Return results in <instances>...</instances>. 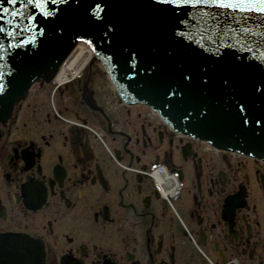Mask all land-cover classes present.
<instances>
[{
  "label": "flooded vegetation",
  "instance_id": "obj_1",
  "mask_svg": "<svg viewBox=\"0 0 264 264\" xmlns=\"http://www.w3.org/2000/svg\"><path fill=\"white\" fill-rule=\"evenodd\" d=\"M94 81L104 87L103 96L95 92L89 104L100 112L80 103L87 90L79 84V92L74 81L54 93V112L43 116L39 106L38 124L45 125L38 126L37 139L26 142L20 135L24 139L12 142L11 166L4 182L0 177V201H10L0 210V238L40 240L44 264H264V163L211 152L216 166L206 167L199 144L175 133L176 140L147 106L123 105L105 80ZM46 86L38 93L50 98ZM88 87L92 93L94 86ZM17 119L0 128L3 158ZM189 160L193 178L184 165ZM162 165L182 175L172 199L177 204L187 196L186 229L149 175ZM30 181L38 186L23 194ZM191 240L210 255L196 253Z\"/></svg>",
  "mask_w": 264,
  "mask_h": 264
},
{
  "label": "water",
  "instance_id": "obj_2",
  "mask_svg": "<svg viewBox=\"0 0 264 264\" xmlns=\"http://www.w3.org/2000/svg\"><path fill=\"white\" fill-rule=\"evenodd\" d=\"M80 41L127 102L264 161V16L183 0H0V121Z\"/></svg>",
  "mask_w": 264,
  "mask_h": 264
},
{
  "label": "bare ground",
  "instance_id": "obj_3",
  "mask_svg": "<svg viewBox=\"0 0 264 264\" xmlns=\"http://www.w3.org/2000/svg\"><path fill=\"white\" fill-rule=\"evenodd\" d=\"M103 79L107 82L108 86L112 89V93L114 92V95L116 99L120 101L121 104L131 106V105H144L148 107V111H150V115L154 118L159 120L160 122L164 123L163 125L170 126L168 122L162 117V115L155 109L151 104L149 103H129L127 102L119 93L118 89L116 88L107 68L104 63V61L100 60V58L96 55V51L94 48L87 42V41H80L77 42V44L73 47V49L70 51V53L67 55V57L63 60L61 66L59 67L56 75L50 79H40L39 81H35L31 87H29V90L26 94V96L21 97L20 102L18 103V106L16 107L15 111L12 114V117L15 116L16 112L18 111V108L23 104L27 103L30 98L34 97V93L36 94L39 89L44 85H50V89L52 90V94L56 92L65 91V89L69 88L72 84V82L80 80L78 82V89L79 92H82L83 87L80 88L79 84H83L87 91L84 92V98L81 100V104L88 105L89 107V101H92V98L95 97V92L99 94L100 96H103L102 88H104L102 85H100L99 81H94L96 78ZM87 78H89V84L94 88L92 89V93L89 91V84L87 81ZM77 89V90H78ZM72 92V91H71ZM78 92V95H79ZM70 92H65L64 95H69ZM54 99V97H53ZM52 99V100H53ZM54 101V100H53ZM72 101V100H71ZM95 101V100H94ZM75 102H77L75 100ZM78 103V102H77ZM78 103L79 105H81ZM95 111L100 112V109L98 107H91ZM8 119L7 121H0V128H5L9 125L11 122V119ZM171 130L174 133H177L178 135H183L182 132L176 130L172 126ZM170 129V128H167ZM99 133V131H97ZM190 140H192L196 145H204L207 148V151L212 153H229V154H236V155H244L243 153L239 151H230V150H222L220 148H217L214 146L212 142H210L207 139H202L199 137H189ZM82 147H85V144L82 145ZM185 150V149H184ZM186 154V153H185ZM186 156V155H184ZM248 156V155H245ZM253 159L259 160L264 163L263 160L248 156ZM150 177L153 178L155 182V186L158 190L161 191L162 196L164 198H171L176 196L178 190L176 189V186H180L179 179L181 180L182 175L178 174H171L168 171V168L162 166L155 167L151 173H149ZM170 180V184H169ZM33 187L38 186V182H29L21 188L23 194L25 192V189L27 187ZM175 188V189H174ZM38 189V188H37ZM177 190V192L175 191ZM35 200V199H34ZM41 204H43L44 199H41ZM38 203H39V197H38ZM33 207L36 209L38 208V205L35 203H32ZM30 206V205H29ZM16 244H20L21 247L14 246ZM12 248H15L14 250ZM16 249L20 250V254L17 255ZM3 251H5L3 253ZM45 251H44V245L43 242L40 240L35 241L31 238H28V236H18L11 234H6L2 238H0V264H44L45 259ZM22 254L24 256H22ZM16 257L12 261H9V258ZM25 258V263L24 259Z\"/></svg>",
  "mask_w": 264,
  "mask_h": 264
},
{
  "label": "rangeland",
  "instance_id": "obj_4",
  "mask_svg": "<svg viewBox=\"0 0 264 264\" xmlns=\"http://www.w3.org/2000/svg\"><path fill=\"white\" fill-rule=\"evenodd\" d=\"M47 87L50 88L49 86H46V88ZM33 96L34 97L30 98V100L26 104L23 103L18 108V111L16 112L15 116L12 117V119H15L19 115V120L17 119L14 122L13 136L10 139L8 137V141H7V143H5L6 146H8L9 156L3 158L4 156L0 152V177H1V180L3 178V182H4V179H5L4 177H5V173L7 171V167H10L11 166L10 165V161H11L12 155H11V148L10 147H11L12 142L14 143L16 140H22L20 138H23V137H21L20 135H23L24 136L25 139L24 138L23 139L26 142L28 140H30L31 138H33V140L37 139L38 138V129H41V128H38V126H41L43 128L44 125H45V123H43V124H40L39 123L38 124V109H39V106H42V107H40V111H41V113H42L43 116H47L46 113L49 112V111H51V112L53 111L54 112V110L57 107V101L58 100H54V101L52 100L53 97H54L53 94H50V98H49V94H47V91H42L41 93H38L37 92L36 94L34 93ZM55 96L58 97L59 95L58 94H55ZM50 116H52V113H50L48 117H50ZM47 124H49V123H47ZM50 127H51V129H53L54 124L51 125ZM168 127L171 129L170 126H168ZM15 130H17L16 133H15ZM35 133H36V135H35ZM176 134L173 133L172 135L177 140V135ZM180 137L181 138L184 137L186 141H188L187 139H189V136L188 135H184V134L183 135H180ZM184 145H186V143H184ZM198 147L206 152V153L199 152V157H202L204 166H206V167L208 165L216 166L215 165L216 164V161H217V159L215 158L216 155H214L211 152L207 151V148L204 145H200ZM211 159H213L214 162L213 163L206 164L207 162H211V161H209ZM184 165L187 167V171L189 172V174H191V177L193 178V172H191L192 171V168H193L192 161H190V160L189 161H184ZM218 166L219 165H217V167ZM112 174H114V173L112 172ZM112 176L115 178L114 175H112ZM196 177H200V176H198L196 174ZM187 178H188V176H187ZM170 183L171 182L169 180V184ZM189 187L191 189V186H189ZM175 191L177 192V190H175ZM159 192L161 193L160 190H159ZM185 193L188 194L189 193L188 190H186ZM186 198H187V196H184L183 200L179 201V203H177V204H175L174 198L172 199V197H171L169 199V201H170V204L169 205H170V210H171L172 215L173 214L175 215L176 220L178 222V225L181 226V227H185V229L188 228V226H189L188 225V222H189L188 214H187L186 210L184 209L185 207L188 208V203L185 202L186 201ZM9 202L10 201H9L8 197H1L0 210L2 208V211H3V209H4L3 207L6 204H9ZM176 212H179V213L180 212L181 213L183 212V217L180 216V215H178V214H176ZM171 225H175V223H174V216H172ZM176 233H177V231H176ZM191 243L193 245V248H195V247L197 248L196 244L192 240H191ZM202 250L199 251V249L197 248L196 253L198 252L199 254H201L203 256V258L206 259V256H209L210 254L206 251V249H203L202 248Z\"/></svg>",
  "mask_w": 264,
  "mask_h": 264
},
{
  "label": "snow or ice",
  "instance_id": "obj_5",
  "mask_svg": "<svg viewBox=\"0 0 264 264\" xmlns=\"http://www.w3.org/2000/svg\"><path fill=\"white\" fill-rule=\"evenodd\" d=\"M161 2H169V0H161ZM183 2L215 7L222 12L255 13L264 16V0H183Z\"/></svg>",
  "mask_w": 264,
  "mask_h": 264
}]
</instances>
